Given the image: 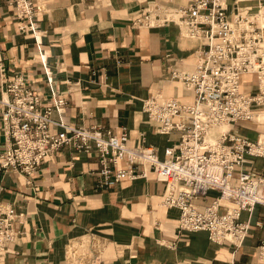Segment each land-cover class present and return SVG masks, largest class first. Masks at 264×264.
Wrapping results in <instances>:
<instances>
[{"label": "crops", "instance_id": "1", "mask_svg": "<svg viewBox=\"0 0 264 264\" xmlns=\"http://www.w3.org/2000/svg\"><path fill=\"white\" fill-rule=\"evenodd\" d=\"M32 1L36 30L22 32L13 7L0 0V54L7 75H27L46 92L41 49L58 92L67 100L62 112L66 124L98 126L117 135L125 127L130 146L153 145L164 159L165 149L179 141L180 133H159L143 104L156 95L193 101L173 73L193 70L199 41L183 35L175 23L147 27L135 21L147 8H174L189 0ZM227 4L230 14L237 7L254 13L262 10L264 0ZM243 82L247 91L256 90L253 76ZM3 97L0 78V152L5 145ZM53 119L58 121L59 115L54 113ZM256 121L264 126V114L256 115ZM250 122L236 124L235 132L249 138L264 134L257 125H246ZM247 165L264 173L263 158L249 156ZM100 168L94 147L84 151L69 145L48 158L32 178L15 171L0 174V203L13 205L21 214L15 228L22 232L8 253L0 252V264H69V247L79 237L91 243L88 264H228L232 259L257 264L264 205L242 213V220L251 223L250 235L233 253L229 244L211 241L206 231L178 232L180 211L162 203L165 183L155 172L99 188ZM218 195L210 191L194 203L202 210Z\"/></svg>", "mask_w": 264, "mask_h": 264}, {"label": "built area", "instance_id": "2", "mask_svg": "<svg viewBox=\"0 0 264 264\" xmlns=\"http://www.w3.org/2000/svg\"><path fill=\"white\" fill-rule=\"evenodd\" d=\"M2 1L15 10L22 32L36 30L32 0ZM254 13L251 8L237 7L230 14L227 0H189L174 8H147L135 21L137 26L147 27L175 23L183 35L199 41L193 70L173 73V78L192 93L193 101L183 103L175 97L156 95L143 104L147 120L159 133H180L179 141L165 149L164 159L153 145L130 146L125 127L117 135L98 126L66 124L62 112L67 100L58 92L41 49L39 62L46 92L27 75H7L0 54V78L8 94V99L2 100L5 145L0 152V174L15 171L32 178L65 146L84 151L94 147L101 165L99 188L127 177H147L153 171L165 183L162 203L180 211L179 233L206 231L211 241L229 244L236 253L251 230L242 213L264 205V173L247 165L249 156L264 159V136L249 138L234 129L264 111V25L254 18L261 10ZM247 75L256 80L254 92L244 88ZM54 113L59 115L58 121L53 119ZM223 124L231 128L214 141L207 140L208 131ZM210 191L219 195L204 209H198L194 201L207 197ZM20 217L13 205L0 203V252L8 253L21 235L15 228ZM87 255L76 264H88L93 255ZM228 264H236V260ZM257 264H264V241L257 248Z\"/></svg>", "mask_w": 264, "mask_h": 264}, {"label": "bare ground", "instance_id": "3", "mask_svg": "<svg viewBox=\"0 0 264 264\" xmlns=\"http://www.w3.org/2000/svg\"><path fill=\"white\" fill-rule=\"evenodd\" d=\"M263 14L264 12L261 11V13L255 16L254 18L262 19V21H264ZM5 93H6V97H3L2 100L8 99V94L6 91ZM2 100H1V103H2ZM3 109H4V106H3ZM259 114H262V112H259L257 115ZM229 128H231V125L229 124H223V125H218V126L213 127L211 130L208 131L207 140L211 142L214 141L221 133L227 132ZM217 130L219 131V134L214 135V132ZM261 135L264 136V134H261ZM222 201H225L226 203H228L226 199ZM87 247L88 245L81 239V237L74 239V242L69 247V257H70L71 264H76V261L80 259V257L87 254V249H88Z\"/></svg>", "mask_w": 264, "mask_h": 264}, {"label": "rangeland", "instance_id": "4", "mask_svg": "<svg viewBox=\"0 0 264 264\" xmlns=\"http://www.w3.org/2000/svg\"><path fill=\"white\" fill-rule=\"evenodd\" d=\"M261 11H263L264 12V7L262 8V10ZM255 14V13H254ZM264 15V14H263ZM262 20V19H261ZM263 23H264V21H263ZM264 25V24H263ZM263 114H264V111L262 112ZM247 123V122H246ZM247 126H252V127H254V126H256L257 125V127L260 129V130H263L264 131V126L263 125H259L258 126V124H257V121H256V117L254 118V120H253V122H250V123H248V124H246ZM262 131V132H263ZM252 135V137L253 138H255V135H254V133L253 134H251ZM88 249H87V256H89V258L93 255L92 254V252H91V249L89 248V246L87 247ZM231 261V260H230ZM236 263H237V261H236Z\"/></svg>", "mask_w": 264, "mask_h": 264}]
</instances>
